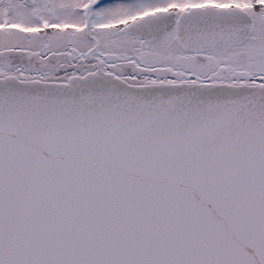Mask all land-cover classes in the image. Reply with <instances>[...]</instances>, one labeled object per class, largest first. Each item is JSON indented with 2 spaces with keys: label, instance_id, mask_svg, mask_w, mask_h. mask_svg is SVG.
Returning a JSON list of instances; mask_svg holds the SVG:
<instances>
[{
  "label": "snow or ice",
  "instance_id": "1",
  "mask_svg": "<svg viewBox=\"0 0 264 264\" xmlns=\"http://www.w3.org/2000/svg\"><path fill=\"white\" fill-rule=\"evenodd\" d=\"M0 264H264V0H0Z\"/></svg>",
  "mask_w": 264,
  "mask_h": 264
}]
</instances>
